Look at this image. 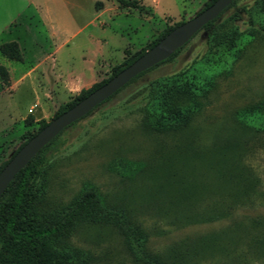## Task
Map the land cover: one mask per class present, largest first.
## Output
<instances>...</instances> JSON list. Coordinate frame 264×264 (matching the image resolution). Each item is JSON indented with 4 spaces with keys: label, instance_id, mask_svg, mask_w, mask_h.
Segmentation results:
<instances>
[{
    "label": "rangeland",
    "instance_id": "obj_1",
    "mask_svg": "<svg viewBox=\"0 0 264 264\" xmlns=\"http://www.w3.org/2000/svg\"><path fill=\"white\" fill-rule=\"evenodd\" d=\"M207 1L0 0V45L15 42L22 54L21 61H13L0 53V65L8 72V83L0 76V164L11 157L24 135L51 122L60 105L81 89L106 80L114 66L164 29L196 16ZM255 1L240 4L251 6ZM238 25L247 28L244 14ZM206 51L201 31L172 61L143 75L136 86L178 72ZM204 74L213 75L214 87L186 132L195 145L209 147L217 136L251 133L235 121V115L264 97V35L253 34L238 58ZM125 99L124 94L118 96L60 136L50 175L51 199L67 204L90 183L112 204L132 210L148 234V250L163 257L188 237L226 232L222 253L176 264H264V250L252 240L260 227H251L253 221L264 219V131L247 138L243 157L260 181L253 202L233 207L224 219L180 227L149 203L153 181L131 178L124 170L126 163L135 162L160 174L159 163L178 137L144 134L137 99ZM72 242L91 251L98 258L95 264L128 262L122 239L107 227L81 228Z\"/></svg>",
    "mask_w": 264,
    "mask_h": 264
},
{
    "label": "trees",
    "instance_id": "obj_2",
    "mask_svg": "<svg viewBox=\"0 0 264 264\" xmlns=\"http://www.w3.org/2000/svg\"><path fill=\"white\" fill-rule=\"evenodd\" d=\"M215 1H207L200 12ZM242 14L247 18L244 30L238 25ZM184 22L164 29L146 47L114 66L106 80L81 89L70 102L59 106L53 119L107 83ZM201 31L207 45L203 56L178 72L136 86L143 75L172 61L187 43L66 128L15 176L0 198V264H95L98 258L91 251L78 248L72 242L79 229L95 226L107 227L120 236L128 256V262L122 264H176L190 257L224 251L222 241L227 235L220 231L188 237L163 257L148 250V234L132 210L109 202L95 185L85 184L67 204H59L49 195L50 175L56 163L55 151L60 136L95 110L124 94L125 101L137 99L139 127L144 134L178 137L177 143L167 150L159 163L160 174H155L142 163L129 162L124 166L125 173L131 178L144 176L153 181L148 190L149 203L158 209L160 215L170 217L172 223L180 227L205 224L226 218L235 206L253 202L260 181L243 162V157L247 138H255L264 131V97L245 105L235 115V121L251 133L217 136L209 147H200L186 132L204 108L214 87L213 75L204 73L215 66H227L233 62L243 50L244 41L253 34L264 35V0H256L251 6L233 0ZM0 53L13 61H21L22 58L15 42L0 45ZM0 76L4 83H8V72L1 65ZM47 125L44 123L36 133L24 135L11 157L0 164V171ZM251 227H260L252 240L264 250V219L253 221Z\"/></svg>",
    "mask_w": 264,
    "mask_h": 264
},
{
    "label": "water",
    "instance_id": "obj_3",
    "mask_svg": "<svg viewBox=\"0 0 264 264\" xmlns=\"http://www.w3.org/2000/svg\"><path fill=\"white\" fill-rule=\"evenodd\" d=\"M233 0H216L210 7L171 30L154 47L33 136L0 171V198L15 176L54 138L112 97L132 79L167 60L202 28L215 20Z\"/></svg>",
    "mask_w": 264,
    "mask_h": 264
}]
</instances>
